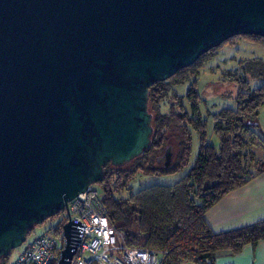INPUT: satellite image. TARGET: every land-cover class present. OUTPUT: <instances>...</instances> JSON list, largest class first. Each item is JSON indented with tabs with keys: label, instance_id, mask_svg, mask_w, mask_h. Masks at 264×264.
I'll return each instance as SVG.
<instances>
[{
	"label": "water",
	"instance_id": "obj_1",
	"mask_svg": "<svg viewBox=\"0 0 264 264\" xmlns=\"http://www.w3.org/2000/svg\"><path fill=\"white\" fill-rule=\"evenodd\" d=\"M239 35L264 38V0H0V261L149 147L152 85Z\"/></svg>",
	"mask_w": 264,
	"mask_h": 264
},
{
	"label": "trees",
	"instance_id": "obj_2",
	"mask_svg": "<svg viewBox=\"0 0 264 264\" xmlns=\"http://www.w3.org/2000/svg\"><path fill=\"white\" fill-rule=\"evenodd\" d=\"M244 38L264 44L263 37L234 36L210 49L191 66L179 70L166 81L152 85L148 91V104L149 100L156 104V114L153 118L148 106L152 116L149 147L130 161L134 162L129 169L118 170L130 162L119 167L107 164L103 168L104 180L98 183L103 190L100 203L118 242L128 247L153 250L157 253L159 264H214L222 253L235 254L246 245L255 246L264 240V219L220 233L212 231L206 220L207 212L225 194L264 173V140L258 139L251 130L257 125L258 109L264 104V84L251 88L245 77L249 74L264 80V60L252 58L240 66V72H229L238 86L236 106L221 109L209 117L219 139L218 148L207 143V120L199 115L201 99L196 88L189 87L184 96L174 93L171 96H175L178 104L172 102L171 108L164 112L161 110V104L172 87L168 88L169 84L175 87L188 82L216 56L221 46L233 45ZM182 97H186L190 111L181 104ZM176 105H179L181 112H176ZM170 121H173L176 132H181L178 142L180 150L171 165L164 168L156 162V158L165 150V126ZM192 131L198 137L199 149L192 168L183 178L172 185H151L129 193L125 198L120 196L128 187L132 173H175L185 168L192 148ZM168 146L172 149L170 144ZM254 147L263 152L262 162L256 160ZM152 163L158 164L160 169L148 170ZM253 166L255 172L251 171ZM36 226L39 225H35L28 236ZM60 228L61 225L43 233L56 234ZM5 259H1L0 264H4Z\"/></svg>",
	"mask_w": 264,
	"mask_h": 264
},
{
	"label": "rangeland",
	"instance_id": "obj_3",
	"mask_svg": "<svg viewBox=\"0 0 264 264\" xmlns=\"http://www.w3.org/2000/svg\"><path fill=\"white\" fill-rule=\"evenodd\" d=\"M252 58H261V60H264V44L244 38L237 40L233 43V45L221 46L216 56L210 59L198 74L196 73L193 77H190L188 82L185 81L175 87L171 84L168 85V88L170 86L173 88L171 87L169 89V95L161 104V110L164 112L165 110L171 108L172 102H177L178 104L179 101L175 100V96L174 98L171 96L174 93V95L177 94L179 96H184L188 92L189 87H194V89L196 88L201 99V102L199 103V115L203 119L207 120V143L218 148L219 139L213 130V123L209 117L211 118L213 114L219 112L221 109L235 108L238 86L235 81H232L229 72L234 70H238V72H240V66L244 65L247 60ZM245 77L251 88H256L264 84V80L253 78L249 74H246ZM193 79L194 81H192ZM181 104L190 111V106L188 105L186 97H182ZM155 105L156 104L149 100V111L153 114V118L156 114ZM178 107L176 105V112H181V110H178ZM256 124L257 125H254L251 130L255 133L258 139L264 140V104L258 109ZM180 133V131L176 132L174 129L173 121H170L165 126L166 141L163 148L165 149L168 144L172 146V151L175 155V157L173 156V159L176 158L177 153L180 150L178 143L181 138ZM191 134L192 148L188 164L185 168L175 173H132V179L129 181L128 187L120 194V196L125 198L129 193L137 192L138 190L151 185H172L183 178V176L186 175L192 168L199 149V141L196 133L192 131ZM254 151L256 160L262 162L263 152L256 147H254ZM162 153L163 152H160V154ZM133 162L134 161L118 168V170L122 168L129 169ZM158 164L152 163L148 170H153L154 168L160 169ZM255 169L256 168L254 166L251 167V171L255 172ZM94 186L101 194L103 193L102 188H100L98 184H94ZM66 220V212L62 210L50 219L46 220L43 224L36 226L32 234L27 236L22 246L14 249L10 255L6 257L7 259H5L4 264H11L16 259L19 251H21L27 242L33 239L34 236L42 234L49 228L53 231V229L59 225H61L60 231H62V225L66 222Z\"/></svg>",
	"mask_w": 264,
	"mask_h": 264
},
{
	"label": "built area",
	"instance_id": "obj_4",
	"mask_svg": "<svg viewBox=\"0 0 264 264\" xmlns=\"http://www.w3.org/2000/svg\"><path fill=\"white\" fill-rule=\"evenodd\" d=\"M94 185L68 202L66 221L71 222V241L76 246L70 264H159L153 250L128 247L118 242ZM65 244L62 231L42 233L27 242L11 264H52Z\"/></svg>",
	"mask_w": 264,
	"mask_h": 264
},
{
	"label": "crops",
	"instance_id": "obj_5",
	"mask_svg": "<svg viewBox=\"0 0 264 264\" xmlns=\"http://www.w3.org/2000/svg\"><path fill=\"white\" fill-rule=\"evenodd\" d=\"M264 219V173L225 194L206 214L215 233L238 229ZM191 264V263H188ZM214 264H264V240L235 254L222 253Z\"/></svg>",
	"mask_w": 264,
	"mask_h": 264
}]
</instances>
